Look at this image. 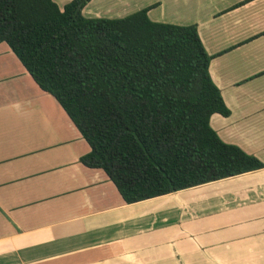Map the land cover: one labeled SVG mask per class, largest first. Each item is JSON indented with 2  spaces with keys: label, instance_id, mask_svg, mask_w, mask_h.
Segmentation results:
<instances>
[{
  "label": "crops",
  "instance_id": "1",
  "mask_svg": "<svg viewBox=\"0 0 264 264\" xmlns=\"http://www.w3.org/2000/svg\"><path fill=\"white\" fill-rule=\"evenodd\" d=\"M201 1L192 18L147 15L196 25L229 111L209 123L264 164V0ZM88 150L0 42V264H264V166L123 203Z\"/></svg>",
  "mask_w": 264,
  "mask_h": 264
},
{
  "label": "trees",
  "instance_id": "2",
  "mask_svg": "<svg viewBox=\"0 0 264 264\" xmlns=\"http://www.w3.org/2000/svg\"><path fill=\"white\" fill-rule=\"evenodd\" d=\"M89 0H0V42L59 104L123 203L259 169L209 123L227 115L195 24L84 16Z\"/></svg>",
  "mask_w": 264,
  "mask_h": 264
},
{
  "label": "rangeland",
  "instance_id": "3",
  "mask_svg": "<svg viewBox=\"0 0 264 264\" xmlns=\"http://www.w3.org/2000/svg\"><path fill=\"white\" fill-rule=\"evenodd\" d=\"M55 1L62 2V0ZM182 2L183 0L180 2H178V0H90V2H87L86 6L83 7L82 14L84 16L94 17H118L128 14L140 7L151 6L149 9H151L150 12L155 13V18H160V16H162V18L166 20H169L170 17L173 18V20H178L179 18L188 19L189 17H193L195 11L188 10V5L193 4L195 8H202L204 5L201 0H191L187 5L182 4ZM158 3L160 5L156 7ZM183 5H185L184 8Z\"/></svg>",
  "mask_w": 264,
  "mask_h": 264
}]
</instances>
